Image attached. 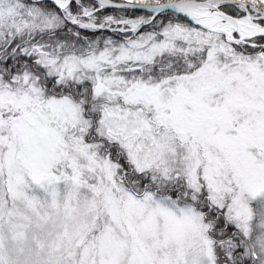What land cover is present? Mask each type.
<instances>
[{
	"label": "snow or ice",
	"instance_id": "obj_1",
	"mask_svg": "<svg viewBox=\"0 0 264 264\" xmlns=\"http://www.w3.org/2000/svg\"><path fill=\"white\" fill-rule=\"evenodd\" d=\"M0 264H264V0H0Z\"/></svg>",
	"mask_w": 264,
	"mask_h": 264
}]
</instances>
